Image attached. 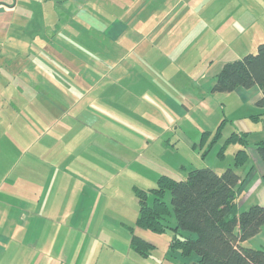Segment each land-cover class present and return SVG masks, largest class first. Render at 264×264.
Returning a JSON list of instances; mask_svg holds the SVG:
<instances>
[{
    "label": "crops",
    "instance_id": "0c3cea01",
    "mask_svg": "<svg viewBox=\"0 0 264 264\" xmlns=\"http://www.w3.org/2000/svg\"><path fill=\"white\" fill-rule=\"evenodd\" d=\"M205 2L0 0V139L6 135L16 146L22 138L26 142L20 153L11 148L6 152L10 167L3 176L0 164V192L6 189L7 180L8 187L18 192L10 193L4 206L0 204V216L4 215L0 220V255L6 259L0 264H16L10 253L13 243L35 248L31 241H40L35 236L50 235L46 227L39 228L46 219L38 220L43 217L38 205L49 198L46 173L52 169L68 173L80 188L74 190L79 191L77 196L63 191V200L77 198L80 203L87 197L81 183L90 188L86 192L94 199L103 194L113 200L114 183L124 177L133 188H149L143 187L139 171L133 167H148L149 157L156 155V142L179 135V123L186 118L193 95L184 80L197 74L200 61L190 71L183 69L182 75L170 53L179 40L197 35L187 23L194 8L201 21L211 16L214 0L207 6ZM244 27L250 29L253 23ZM161 54H166L165 65H159ZM126 60L136 62L138 77L130 73L128 65L133 63ZM146 66L154 71L147 74ZM174 75L184 79L182 97L175 99L162 95L166 93L165 80ZM238 89L246 97H254L256 103L262 97L258 85ZM165 121L167 130L161 136ZM5 122L9 134L2 130ZM58 124L78 134L68 141L64 152L59 147ZM17 127L24 135L15 133ZM250 149L254 160L241 173L238 200L256 197L257 203L264 204V161L254 147ZM28 171L33 175H27ZM12 173L16 176L13 180L9 177ZM21 202L31 209L24 225L18 223L14 211ZM75 209L79 210L74 223L87 217L81 207H75L65 211L63 219L73 216ZM59 230L52 235H60ZM260 234L264 236V227L252 238ZM36 264L45 263L39 260Z\"/></svg>",
    "mask_w": 264,
    "mask_h": 264
},
{
    "label": "rangeland",
    "instance_id": "374dc122",
    "mask_svg": "<svg viewBox=\"0 0 264 264\" xmlns=\"http://www.w3.org/2000/svg\"><path fill=\"white\" fill-rule=\"evenodd\" d=\"M212 1L206 0V6ZM190 15L192 17L187 19L189 29L197 35L192 34L184 37L183 41L179 40L173 45L170 55L173 60L177 59V70L182 75L183 69L190 71L193 64L196 65L199 60V66L195 71L197 74L192 79L189 77L184 80L178 75L166 79L167 86L164 85L166 93L162 95L173 99L178 95L182 97L181 82L184 80L186 86L192 89V101L188 103L189 110L186 118L179 123V135L176 134L175 137L169 135L167 139L156 142V155L149 157L148 167L143 165L133 167L135 171H139V180L145 184L143 187H149L144 189L155 186L163 174L177 179L186 178L193 168L211 167L221 173L232 166L242 173L250 167L249 164H252L254 158L251 157L245 166L239 168L234 166L235 153L243 148L244 144L239 139L240 135L245 137L248 135L250 151L257 141L264 139V106L258 105L254 97H246V94L238 88L230 92L214 89L217 75L226 62L256 52L258 44L264 42V0H214L211 16L207 21H201L200 13L195 8ZM251 23H253L252 28L244 27L246 24L251 26ZM164 47L165 45L162 47L163 50ZM130 62L133 63L128 65L130 73L138 77L136 62L127 61V63ZM165 64L166 54L159 55V65ZM150 71L154 70L146 66L145 72L148 74ZM167 124L166 121L163 122L161 136L166 132ZM2 127L5 128L2 130L9 134V123L5 122ZM15 129H17L15 133L24 135V131L20 128ZM57 132L61 136L62 144L59 147L63 152L67 150L66 144L72 136L78 135L76 131L68 132L60 124L57 125ZM29 134L33 135L31 131ZM22 140H18L16 146L6 135L0 139V164H2V170L4 169L1 176L10 167L6 152L11 148L20 153L26 146V142ZM42 141L44 139L39 142L42 143ZM43 166L46 167L48 164L44 163ZM27 175L32 176L33 172L28 171ZM46 175L49 176L47 180L49 198L45 204L38 205L43 214V217L38 220L46 219L44 225L39 228L46 227L45 230H49L50 235L35 236L40 239L39 242L31 241L35 248H21V243H13L10 253L12 252L13 262L16 264H36L39 260L45 264H85V262L86 264H178L181 262L193 264L198 259L196 253L183 256L180 250L174 251L171 247L174 236L172 225L176 224V217L172 210L170 191L166 192L165 200L172 211L168 215L171 225L169 224L164 231L159 232L137 223L139 204L133 185H127L128 178L124 177L122 182L114 183L113 200L106 199L103 194H98L94 199V196H89L92 193L86 192L90 188L81 183L82 193L87 197H83L79 203L77 198L65 200L62 198L63 191L67 195H79V191L78 193L74 191L80 188L75 186L73 177H70L68 173L57 171V168ZM9 177L11 180L16 178L15 173L10 174ZM8 185L9 180L5 184L6 189L3 188L0 192L2 206L5 199H9L10 193L14 196L17 192L15 188ZM54 201L59 203L54 204ZM257 201L256 197L248 199L242 196L238 201L239 210H246ZM152 202L153 195H150L149 203ZM15 206L18 207L14 210L17 212L18 223L24 225L28 220L30 206L22 202ZM75 207H81V212L87 217L74 223L73 219L77 218L79 210L75 209L73 216L63 219L65 211H73ZM0 217H2L0 220H4V215ZM1 224L0 222L2 227ZM56 229H60V235H52ZM135 235L152 244L146 252H144L145 249L142 251L132 245ZM22 236L20 233L19 237ZM261 244H264L262 234L257 238L246 240L245 243L255 248L263 247ZM5 260L4 255H0V262Z\"/></svg>",
    "mask_w": 264,
    "mask_h": 264
},
{
    "label": "trees",
    "instance_id": "16d2710c",
    "mask_svg": "<svg viewBox=\"0 0 264 264\" xmlns=\"http://www.w3.org/2000/svg\"><path fill=\"white\" fill-rule=\"evenodd\" d=\"M255 85L262 90L257 104L264 106V42L258 44L256 52L226 62L217 75L214 89L230 92ZM247 136L239 137L244 144L235 153L237 168L251 156ZM254 148L264 161V139L257 141ZM242 180L243 175L232 166L221 173L211 167L193 168L183 179L163 174L153 188L134 187L139 201L137 223L164 231L171 223L168 215L172 211L165 200L166 192L170 191L176 217L171 241L174 251L180 250L183 256L196 253L198 259L193 264H264V247L244 244L263 229L264 204L256 203L239 210L238 191ZM150 195H153L152 203H149ZM132 243L137 249H145L144 252L152 245L136 235Z\"/></svg>",
    "mask_w": 264,
    "mask_h": 264
}]
</instances>
